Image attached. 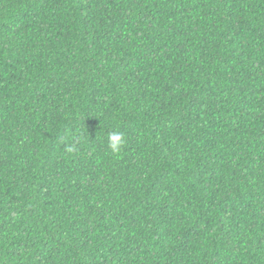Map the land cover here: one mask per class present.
Returning <instances> with one entry per match:
<instances>
[{
    "label": "trees",
    "instance_id": "16d2710c",
    "mask_svg": "<svg viewBox=\"0 0 264 264\" xmlns=\"http://www.w3.org/2000/svg\"><path fill=\"white\" fill-rule=\"evenodd\" d=\"M0 264H264V0H0Z\"/></svg>",
    "mask_w": 264,
    "mask_h": 264
},
{
    "label": "clouds",
    "instance_id": "9594fccd",
    "mask_svg": "<svg viewBox=\"0 0 264 264\" xmlns=\"http://www.w3.org/2000/svg\"><path fill=\"white\" fill-rule=\"evenodd\" d=\"M127 144L125 135L121 131L110 132L107 136V146L112 155H119ZM68 154H74L78 151L77 143H69L64 147Z\"/></svg>",
    "mask_w": 264,
    "mask_h": 264
}]
</instances>
